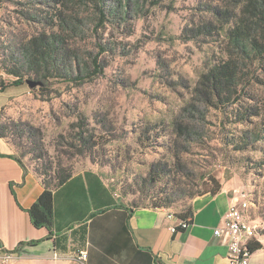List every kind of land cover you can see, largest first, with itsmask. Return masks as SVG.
Listing matches in <instances>:
<instances>
[{
	"label": "rangeland",
	"instance_id": "1",
	"mask_svg": "<svg viewBox=\"0 0 264 264\" xmlns=\"http://www.w3.org/2000/svg\"><path fill=\"white\" fill-rule=\"evenodd\" d=\"M43 1L0 0V127L23 167L52 178L94 169L126 204L171 201L176 212L190 195L227 187L246 201V223L264 235V64L249 68L229 107H205L194 94L199 77L227 59L230 25L215 11L232 10L236 0H138L97 32L89 26L93 1L67 0L84 26L70 41V60L80 72L101 43L103 73L30 89L25 81L37 79L22 68L23 85L9 87L21 46L57 31L46 25L52 10ZM80 138L90 151L79 154Z\"/></svg>",
	"mask_w": 264,
	"mask_h": 264
},
{
	"label": "crops",
	"instance_id": "2",
	"mask_svg": "<svg viewBox=\"0 0 264 264\" xmlns=\"http://www.w3.org/2000/svg\"><path fill=\"white\" fill-rule=\"evenodd\" d=\"M12 156L0 138L2 264L5 255L7 264H228L226 244L213 230L230 206L229 188L191 199L189 227L172 233L181 212L126 204L96 170L86 169L53 191L52 227L37 229L27 210L43 191L41 179ZM254 243L249 264H264V235Z\"/></svg>",
	"mask_w": 264,
	"mask_h": 264
},
{
	"label": "trees",
	"instance_id": "3",
	"mask_svg": "<svg viewBox=\"0 0 264 264\" xmlns=\"http://www.w3.org/2000/svg\"><path fill=\"white\" fill-rule=\"evenodd\" d=\"M92 1L96 17L93 21L91 19L89 26L93 25L91 30L94 32L103 28L109 18L127 15L131 4L136 5L138 2V0ZM43 2L47 9L52 10V14L44 19L47 21L46 25L56 28L57 31L42 32L21 46L20 57L14 63L16 70L9 72L16 80L9 84V87L23 85L22 75L19 72L22 68H25L28 74L35 76L36 81L45 80L46 82L48 79H62L77 83L101 75L104 66L98 55L107 51L106 46L101 43L96 44L97 55L91 57L88 66L78 72L75 60H70L72 53L70 41L80 32H84L83 22L74 9L67 10L70 9L67 6V0H45ZM215 15L225 19V25H230L225 33L228 46L227 59L213 65L199 77L194 94L205 107L222 109L235 104L239 99L245 86L244 81L249 74V68L253 67L256 70L258 67L255 64L258 66L264 64V0H236L232 10L226 9L222 12L216 10ZM204 30L209 31V28H203ZM73 66L76 71L75 75L72 73ZM194 109L198 110V107L194 106ZM254 113V115H259L258 109ZM242 119L244 116L241 117ZM176 127L177 130L183 131L184 125L177 124ZM4 137L0 127V138L4 139ZM80 141L84 148L79 154L90 151V140L80 138ZM16 160L22 165L18 159ZM36 175L41 179L43 191L27 212L35 228L50 230L53 222V191L68 181L72 175L61 173L55 178L47 176L46 172H36ZM204 193L206 192L202 194ZM190 197L193 199L196 196L190 195ZM170 202L156 204L153 208H168ZM178 217L182 220L190 219L191 211L187 208ZM255 244L252 240L249 248L255 249Z\"/></svg>",
	"mask_w": 264,
	"mask_h": 264
},
{
	"label": "built area",
	"instance_id": "4",
	"mask_svg": "<svg viewBox=\"0 0 264 264\" xmlns=\"http://www.w3.org/2000/svg\"><path fill=\"white\" fill-rule=\"evenodd\" d=\"M248 209L247 203L243 198L232 197L230 206L224 215L223 224L213 230V235L224 241L227 247L226 259L228 264H249L252 256V250L249 244L258 235L256 227L251 226L244 220V212ZM167 217L174 218L172 213ZM190 225V219L182 220L179 218L178 224L171 226L170 231L176 233L178 230H186ZM86 253L81 252L80 260L86 259ZM10 256L5 255L1 258L4 264H7Z\"/></svg>",
	"mask_w": 264,
	"mask_h": 264
},
{
	"label": "water",
	"instance_id": "5",
	"mask_svg": "<svg viewBox=\"0 0 264 264\" xmlns=\"http://www.w3.org/2000/svg\"><path fill=\"white\" fill-rule=\"evenodd\" d=\"M46 83L45 80H41V81H32V80H27L25 81V84L30 88H35L37 86H43Z\"/></svg>",
	"mask_w": 264,
	"mask_h": 264
}]
</instances>
